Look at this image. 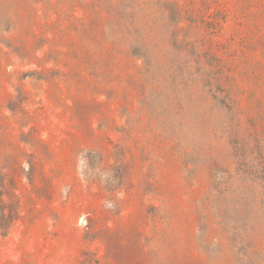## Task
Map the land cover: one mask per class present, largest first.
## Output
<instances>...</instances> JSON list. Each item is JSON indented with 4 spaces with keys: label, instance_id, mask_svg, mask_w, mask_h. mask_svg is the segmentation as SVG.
<instances>
[{
    "label": "rangeland",
    "instance_id": "1",
    "mask_svg": "<svg viewBox=\"0 0 264 264\" xmlns=\"http://www.w3.org/2000/svg\"><path fill=\"white\" fill-rule=\"evenodd\" d=\"M2 208L0 264H264V0H0Z\"/></svg>",
    "mask_w": 264,
    "mask_h": 264
},
{
    "label": "trees",
    "instance_id": "2",
    "mask_svg": "<svg viewBox=\"0 0 264 264\" xmlns=\"http://www.w3.org/2000/svg\"><path fill=\"white\" fill-rule=\"evenodd\" d=\"M1 214H0V228L1 229H8V227H6L5 228V225L3 224V223H7L8 222V220H9V218H11V216H7L6 214H5V210H4V208H2L1 209V212H0ZM7 231V230H6Z\"/></svg>",
    "mask_w": 264,
    "mask_h": 264
}]
</instances>
